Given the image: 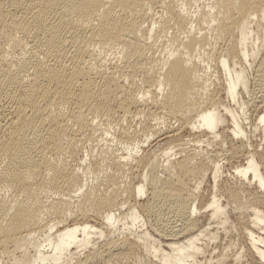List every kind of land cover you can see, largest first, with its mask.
Masks as SVG:
<instances>
[{"label":"bare ground","instance_id":"1","mask_svg":"<svg viewBox=\"0 0 264 264\" xmlns=\"http://www.w3.org/2000/svg\"><path fill=\"white\" fill-rule=\"evenodd\" d=\"M257 133L264 0H0V264H264Z\"/></svg>","mask_w":264,"mask_h":264},{"label":"rangeland","instance_id":"2","mask_svg":"<svg viewBox=\"0 0 264 264\" xmlns=\"http://www.w3.org/2000/svg\"><path fill=\"white\" fill-rule=\"evenodd\" d=\"M264 138V134L263 133H257V135H255V137L252 139V141L253 142H255V144L257 145V144H263V141H262V139ZM226 168H228V167H226ZM205 185L203 184V187L201 188L203 191L202 192H204L205 191V187H204ZM206 192H204V194H205ZM141 206H142V204H141ZM204 219V218H203ZM116 233V232H115ZM145 261V258L144 257H142V256H140V255H133L132 256V258L129 260V264H143V262Z\"/></svg>","mask_w":264,"mask_h":264}]
</instances>
